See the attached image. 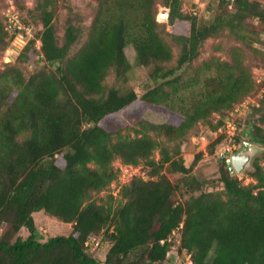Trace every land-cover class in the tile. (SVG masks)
Returning a JSON list of instances; mask_svg holds the SVG:
<instances>
[{"label":"trees","instance_id":"16d2710c","mask_svg":"<svg viewBox=\"0 0 264 264\" xmlns=\"http://www.w3.org/2000/svg\"><path fill=\"white\" fill-rule=\"evenodd\" d=\"M93 1L86 41L72 53L83 33L78 17L69 14L61 41L55 26L60 0H37L30 13L43 29L16 57L36 70L29 77L16 66L0 72V264H100L86 243L102 233L109 244L103 264H166L177 232L180 251L193 264H264V168L258 161L250 184L232 176L225 161L222 191H201V183L189 179L177 185L164 174L189 176L182 145L195 127L204 122L219 131L225 112L261 90L259 107H253L258 115L248 124L264 147V87L238 53L192 68L205 43L226 30L264 58L254 46H264L261 33L247 24L259 19L264 25L263 5L220 0L211 17L198 18L184 13L182 0ZM162 8L171 32L157 21ZM14 37L0 18V59ZM128 47L150 70L141 93L105 84L111 72L128 82ZM173 47L179 50L175 62ZM137 104L164 113L166 122L142 121L136 137L114 138L105 122ZM215 114L222 117L217 125ZM116 160L145 165L150 180L134 178L114 207L112 196L98 203L92 195L119 179ZM183 190L185 202L175 201ZM41 211L72 224L70 234L41 240L34 218ZM22 229L27 238L18 236Z\"/></svg>","mask_w":264,"mask_h":264},{"label":"rangeland","instance_id":"374dc122","mask_svg":"<svg viewBox=\"0 0 264 264\" xmlns=\"http://www.w3.org/2000/svg\"><path fill=\"white\" fill-rule=\"evenodd\" d=\"M260 2L264 7V0H254ZM220 0H182V10L184 13L189 15H195L198 18L211 17L215 10L218 8ZM95 2L93 0H60L59 12L55 19V26L58 32L60 40H63L65 33L66 19L69 14L78 17V22L83 27V33L80 42L73 47V52H77L82 45L85 43L87 38L88 28L92 23L94 18V6ZM37 6V0H1L0 5V18L6 23V30L9 33L10 38L15 36L10 44L8 50L1 54L0 59V72L5 70L7 66H16L23 70L26 77H29L35 70L33 65H24L16 61L18 55L15 50L19 52L31 39L37 38L38 33L42 31V25L39 20L30 13ZM229 9L232 10L233 4L229 3ZM24 8V9H22ZM168 10V9H167ZM9 11L12 14L17 15V20L15 24L8 21ZM165 10L162 8L160 10L163 13ZM14 13V14H13ZM157 21L162 25L166 26L167 32H171V27ZM247 24L251 29L256 30L261 33V39L264 38V25L259 19H250ZM262 30V31H261ZM164 37L168 39V36L164 34ZM255 48L260 51H264V46L255 44ZM37 47L40 48V42L37 41ZM262 48V50L260 49ZM236 53L242 58L245 65H247L253 72L255 79L260 75L261 71L264 69V58L260 56L254 49H250L240 41H237L228 30L225 31L219 37L209 39L202 50V55L192 64V68L201 66L204 62L210 60H221L230 61V58ZM174 62L178 59L179 50L177 47H173ZM126 55L132 64V70L128 76V82L118 81L114 73H110L106 79L105 84L108 86H115L121 89L133 88L138 93L142 92V85L146 82L149 69L139 66L136 63V54L132 47L126 49ZM9 59V60H7ZM189 75H191L189 73ZM188 76V72L185 74ZM259 95V97L257 96ZM250 96H255V101L257 102L255 106L250 105L247 110L241 109L236 112L238 105H235L233 111L225 112L226 124L219 131H214L210 125L207 123H199L195 129L192 131L189 138L184 141L182 145V155L185 159V164L187 167H192L189 176L184 177L180 174H170L164 171V174L175 184L182 185L186 184L187 179L190 183L195 184L194 181L201 183V191L213 192L222 191L224 185L221 182L220 168L225 161H230L233 154H235L241 147L245 138L247 131L250 128L248 122L253 116H257L258 112L253 111V107H259L260 101L263 98L262 92L258 91ZM168 116L164 113L153 110L152 108L145 107L141 104H137L135 109L127 114L117 115L105 122L108 131L116 137L120 134L124 137H136L138 131H140V123L142 121L150 122L153 124H163L166 122ZM220 115H214L212 117L213 125L221 120ZM235 120L236 123L241 122L238 127L241 129L237 133L235 139L224 137L220 143H218L213 152L212 143L216 141L222 134H225L226 126L229 121ZM264 128V124L261 125ZM252 130V129H251ZM163 140V139H161ZM202 153L201 158L193 165L195 161V156ZM156 160L160 159L159 151L154 154ZM255 161H258L260 165L264 168V147H260ZM114 168L120 172L119 179L115 181L106 191L93 194L92 200L98 203H104V201L109 200L108 197L112 196L113 200L111 203L114 207H117L121 202V191L122 188L131 182L134 178H142L144 180H150V170L145 165L139 166H127L124 165L120 160L114 162ZM253 170V167L246 171L240 179H243L245 184H250L253 180L250 178L249 173ZM186 186V185H185ZM179 191L175 197V201L184 203L187 196L183 192ZM196 192L195 194H198ZM37 228L42 237L41 240H46L49 237H54L58 235H69L72 231V224L62 223L50 216H48L43 211L35 214L34 216ZM20 237L27 238L29 233L26 229H22L19 233ZM98 240L102 242L100 249L92 251V256L100 263L103 264L106 254L108 252L109 244L104 238L102 233ZM173 247L168 254V260L166 264H189V254L186 251H180V233L177 232L172 237Z\"/></svg>","mask_w":264,"mask_h":264},{"label":"water","instance_id":"95a60500","mask_svg":"<svg viewBox=\"0 0 264 264\" xmlns=\"http://www.w3.org/2000/svg\"><path fill=\"white\" fill-rule=\"evenodd\" d=\"M15 52L19 54L18 50H15ZM260 147L261 145L254 140L253 130L249 129L245 135L242 147L232 155L229 161L231 175L241 177L246 171L250 170L253 167Z\"/></svg>","mask_w":264,"mask_h":264},{"label":"built area","instance_id":"2783aa9c","mask_svg":"<svg viewBox=\"0 0 264 264\" xmlns=\"http://www.w3.org/2000/svg\"><path fill=\"white\" fill-rule=\"evenodd\" d=\"M164 10L165 11L163 13L160 12L158 14V20L160 22H165L167 20V18H168V10L167 9H164ZM10 14H12L11 11H9V13H8V21L10 23L12 22V24H14L16 26L15 20H17V15H12V16L9 17ZM263 41H264V38H263ZM256 83L258 85H262L264 87V69L261 71L260 75H258V77L256 78ZM261 92H262V95H263V90H261ZM257 96L259 97V95H257ZM254 98H256V97L255 96L247 97L243 102H241L239 104V106L236 109V112H239L241 109L247 110L250 105L255 106V104L257 102L255 101ZM239 131H241V129L238 127L236 121L235 120H231V121L228 122V124L226 126L225 135H226V137H228V139L229 138L235 139L236 136H237V133ZM100 246H101L100 241L97 238H92V239L88 240L87 243H86V247H91L92 250H94V251L99 249ZM188 263L189 264H193L190 254H189Z\"/></svg>","mask_w":264,"mask_h":264}]
</instances>
